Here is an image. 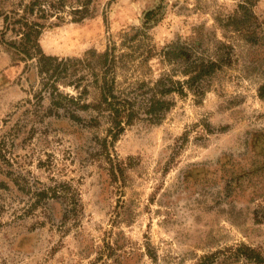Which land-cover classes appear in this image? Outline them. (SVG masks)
I'll return each instance as SVG.
<instances>
[{
	"label": "rangeland",
	"instance_id": "obj_1",
	"mask_svg": "<svg viewBox=\"0 0 264 264\" xmlns=\"http://www.w3.org/2000/svg\"><path fill=\"white\" fill-rule=\"evenodd\" d=\"M29 2L0 0V264H264V0ZM26 20L89 63L47 79Z\"/></svg>",
	"mask_w": 264,
	"mask_h": 264
},
{
	"label": "trees",
	"instance_id": "obj_2",
	"mask_svg": "<svg viewBox=\"0 0 264 264\" xmlns=\"http://www.w3.org/2000/svg\"><path fill=\"white\" fill-rule=\"evenodd\" d=\"M67 0H31L25 8L23 13L30 14L36 11V15L38 18H48L53 17L57 18L58 20L63 19L65 16V7H66ZM70 8L67 13L68 14V21L69 22H80L88 16V9L86 0H74V4L70 3ZM25 16V15H24ZM40 26L39 22H28L27 20L22 22V37L24 38L25 42L33 47L37 55V68L41 74H45L48 78L52 77H60L61 74L67 72L69 67H75L84 63H89V59H76V58H65L59 59L53 56L45 55L38 45V36L40 34ZM91 55H98L103 61V65H105L108 61V53L105 52L104 54H95L94 51H90L87 53V56ZM75 69L74 72H76ZM58 97H62L59 93L57 94ZM70 100H75L73 97H68ZM150 112H155L157 110L163 109L165 103L159 100H151L150 104ZM119 123V122H118ZM258 260V256L254 258Z\"/></svg>",
	"mask_w": 264,
	"mask_h": 264
}]
</instances>
